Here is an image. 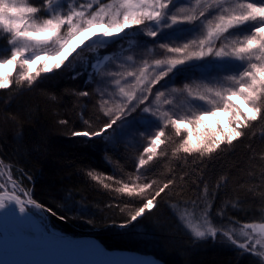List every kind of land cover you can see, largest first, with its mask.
<instances>
[{
	"label": "trees",
	"instance_id": "obj_1",
	"mask_svg": "<svg viewBox=\"0 0 264 264\" xmlns=\"http://www.w3.org/2000/svg\"><path fill=\"white\" fill-rule=\"evenodd\" d=\"M66 1L79 7L92 3L91 9L82 7L90 11L101 2H111ZM28 2L37 7L46 0ZM207 2L210 0H201L197 5L196 0H177L173 10L181 14L179 8H183L185 13L198 15ZM238 3L245 2L226 0L224 6ZM208 13L209 19L216 15L215 5ZM231 31L240 33L242 39L248 29L245 25ZM131 32L139 35L96 49L99 56L110 57L101 70L119 72L116 79L126 90L143 87L135 76L126 77L128 71L140 76V68H144L143 79L147 82L159 73L153 59L180 58V54L167 53L158 43L153 44V38L137 30ZM6 37L0 36V57L9 52ZM200 38L199 34L187 33L181 36L179 44L171 46H182L186 39L198 42ZM224 43L231 46L230 39ZM216 46L219 48V42ZM193 50H197L196 45L190 46L188 54ZM93 51L86 50L82 55L89 56ZM75 71L80 73L76 79L72 78V70L63 68L43 75L31 87L26 82L11 80L9 88L0 89V164L11 170L10 177L22 191L50 210L46 213L52 228L73 237L92 236L111 250L152 255L166 264H262L219 234L215 242L212 237H194L181 222L179 213H210L207 216L216 229L222 225L264 222V100L259 102L262 112L257 120L241 125L242 135L230 144L224 141L213 153H183L179 149L183 131L177 134L170 118L187 121L201 114V110L210 111L223 102L215 95V91H222L220 85L211 82L205 72L209 71L211 76L219 74L222 79L224 69L219 64L203 62L152 85L150 99L157 91H164L165 96L154 101L159 121L151 126L136 125L135 131L125 132L115 141L109 140L111 132L103 139L73 137V131L97 130L102 126L106 117L98 102L101 90L108 91L100 83L99 75L90 80L89 73L94 69ZM110 88L115 90V84ZM85 91L88 96L80 95ZM202 95L205 101L199 100ZM160 130L164 131L162 143L152 160L138 168L141 158L147 160L141 151L140 136ZM89 171L97 179H92ZM146 180L152 186L145 190V199L155 195L169 180L172 184L157 197L154 209L138 222L121 227L141 197H129L117 189L127 183L138 191Z\"/></svg>",
	"mask_w": 264,
	"mask_h": 264
},
{
	"label": "snow or ice",
	"instance_id": "obj_2",
	"mask_svg": "<svg viewBox=\"0 0 264 264\" xmlns=\"http://www.w3.org/2000/svg\"><path fill=\"white\" fill-rule=\"evenodd\" d=\"M176 2L177 0H111L107 4L101 2L98 8L91 11H77L69 6L70 10L63 12L58 10L62 9L61 0H46L43 10L48 15L41 18L37 15L41 9L36 6L17 3V0H0V27L4 33L8 34L6 39L7 45L10 46L8 49L10 56L0 61V67L15 68L18 65L23 69L19 80L31 87L39 78H42V75L51 74L72 65L73 61L81 57V53L86 50L107 48L109 42L118 44L127 38L130 30H137L140 34L153 38L152 43H158L160 49L166 50L167 53L180 54V58L153 59V65L159 73L147 82L143 79L144 68H140V76L128 71L126 77L135 76L138 84L143 86L132 90H126L120 86L121 80L116 79L120 76L119 72L101 70L103 62L110 58L108 55H105L103 60L91 64V68L95 71L89 73L90 80L99 75L100 83L108 89V91L101 90L98 102L102 115L106 119L97 130L73 131L71 135L103 139L111 132L109 140L115 141L125 132L135 131L136 125L151 126L159 121L158 106L154 107V101H160L165 96L164 91H157L150 99L152 85L166 77L170 79L183 71L185 67L210 62L219 64L224 69L223 80L219 74L210 75L209 80L220 85L221 89L228 93L225 98L221 95V91H215V95L224 100L223 110L230 113L228 127L221 130L218 122L214 129L211 126L205 127L203 121L208 116L217 114L216 111L207 110H201L200 115L187 121L170 118L169 122L174 126L177 134H180L182 130L186 132L179 145L183 153H213L224 141L230 144L240 137L242 135L241 125L247 126V122L257 120L262 112L258 105L261 100H264V0H260L259 3H238L234 6H224L226 0H210L198 15L195 12L185 13L183 8H179L181 14H177L173 10ZM200 3L201 0H196L197 5ZM214 5L216 15L209 19L208 16L211 13H208V9L213 8ZM88 8L91 9L92 5H88ZM30 20L31 23H29ZM247 24H251L252 27L250 32L242 34V39L239 38L240 33L231 31ZM184 25L188 27L185 28ZM142 27L149 30L141 32ZM93 29H100V31H93ZM187 33L193 36L199 34L202 38L198 42L196 39H186L182 46H171L179 44L181 36ZM229 39L231 47L224 43ZM73 41H78V43H73ZM20 42H23L22 46H18ZM217 42H219V48L216 46ZM191 45H196L197 50L188 54ZM49 49H54V51H49ZM26 51L32 52V55L25 57ZM41 52H43L42 55ZM253 59L257 62H252ZM244 61H248L247 66H243ZM238 62L239 71L230 74L228 69ZM79 74L73 66L72 78L76 79ZM10 76V71L0 73V89L9 88ZM224 81H231L232 84L226 86ZM112 83L116 86L115 90L110 88ZM80 95L88 96L89 93L85 91ZM193 99L196 98L193 97ZM205 99L203 95L199 97L200 101H205ZM234 99L241 101L239 107L232 103ZM110 103L111 106H109ZM164 103L168 101L165 99ZM193 107L197 106L193 105ZM234 123L237 127H232ZM200 128H203L202 132L199 131ZM163 136V130L155 132L151 139V147L144 149L148 158L147 160L141 158L137 165L138 168L152 160L162 143ZM88 175L94 180L97 179L91 171ZM170 184H172L171 180L160 187L155 195L146 199L143 194L152 186L147 180L138 191L127 183L118 188V192L125 193L129 197L134 194L141 197L135 211L120 226L128 227L138 222L146 212L154 209L157 197L161 196ZM7 201L6 203L4 195H0V212H7L10 208H14L21 216H24L32 210L31 206H34L37 211H50L33 199L25 203L19 195H10ZM246 227L252 228L253 232L257 231L256 225L250 224ZM259 232L264 233V224L259 225ZM194 235L196 238L211 236L215 242L217 232L209 227L207 232L194 230ZM244 235L247 236L248 233ZM228 239L232 245H237V241L230 235ZM259 243L260 241L257 240L256 244ZM256 244L251 245L252 250H255ZM238 248L245 252L249 251L244 243H240Z\"/></svg>",
	"mask_w": 264,
	"mask_h": 264
},
{
	"label": "rangeland",
	"instance_id": "obj_3",
	"mask_svg": "<svg viewBox=\"0 0 264 264\" xmlns=\"http://www.w3.org/2000/svg\"><path fill=\"white\" fill-rule=\"evenodd\" d=\"M241 1L245 2V3H248V2L259 3L260 2V0H241ZM17 3L27 4L28 6H34L31 3H29L28 0H17ZM44 4L45 3H42V5H41L39 3V5H37V7L39 9H41V11H39L37 15L41 18H45L48 15V13L43 10ZM61 4H62V9H58V10H61L63 12L69 11L70 10L69 6H71L72 8H75L77 11H79V10H83V9L88 8V5H93L92 3H88L87 5L84 4V5L79 7V6H76L74 3H71V2L68 3L66 0H64V3H61ZM82 7H86V8H82ZM86 11H90V10H86ZM31 22L32 21L30 20L29 23H31ZM251 27H252L251 24H247L248 31L246 33L250 32ZM141 29H143V27ZM145 29L147 31L149 30L148 28H145ZM3 35H8V34L4 33L2 27H0V36H3ZM138 35H139L138 33L131 32V30H130L128 32L127 38L128 37L134 38ZM76 43H78V41H76ZM22 44H23V42H20V44L18 46H22ZM109 44H111V42H109ZM228 47H231V46H228ZM49 51H54V49H49ZM40 54L42 55L43 52H41ZM24 55H25V57H30L32 55V52L26 51ZM9 56H10V51L8 52V55L6 57H0V61L7 59ZM101 58H103V57L99 56V53H97L96 50H94L93 53L89 56L85 55V54L82 55V53H81V57H78L76 61H73L72 65H69L68 67H65V68L72 70L73 66H75V70L87 68L89 70L88 72H90L91 70H93L91 68V64L96 63ZM252 62H255V60L253 59ZM247 63H248V61H244L243 66H247ZM229 69L234 70V72H238L240 69L239 62L237 64L230 66ZM9 71L11 72L10 81L11 80H19L20 73L23 71V69H21L18 65L15 68L0 67V73L9 72ZM205 75L208 76V79H209L210 72L209 71L205 72ZM222 80H223V78H222ZM224 84L226 86H228V85H231L232 82L231 81H224ZM235 87H238V85H235ZM220 90H222V89L220 88ZM222 91H221V95L226 98L228 93L226 92L224 94V93H222ZM232 103H234L237 107H239L241 104V101L239 99H234L232 101ZM216 105L217 106H215L214 108H210V111H216V113H217L216 116H208L207 119L205 121H203V125L205 127L211 126L214 129L217 125V122H218L219 127L221 128V130H223L224 128L228 127L230 113L223 110L225 107L224 100L221 104H216ZM250 114L251 113H249V115ZM196 115H200V114H196ZM235 125H237V124H235ZM199 131L202 132L203 128H200ZM154 135L155 134H151V135L142 134L140 136V140H141L140 147H142L141 151H142V154L144 156H146V158H148V154L144 152V149L151 147V139L154 137ZM182 135L184 138V136L186 135V132L183 131ZM10 171L11 170H9L8 168H5L4 166H2L0 164V193L8 192V193H11L14 195H19L22 201H27V200L31 199L29 194H27L25 191H22L17 186L16 180H14L12 177H10V175H9V174H11ZM7 202L8 201L6 199V203ZM31 208H32V210L29 212L36 218V220L38 221V223L40 224V226L42 227V229L44 231L49 232V227H50V229L52 231H54L55 233H58L50 225L49 219L47 217V213H45L44 211H37L34 208V206H31ZM15 211L16 210L14 208H10L7 212H0V214H6V213L15 212ZM179 218H180L181 222L183 223V225L185 226V228L194 237H195L194 230H201V231L207 232V229L209 227H212L214 230H216L217 234L221 235L229 243H231V241L228 239V235H230L233 239H235L237 241V245H234L235 247L238 248V245L240 243H244L249 248V251H247V253L252 254L253 256L258 258L262 262V264H264V236L260 232H257V231L253 232L252 229H248L244 225H238V224L237 225L230 224V225H227L225 227H224V225H222V227L220 229L219 228L216 229L213 226V224L211 223V221L209 220L208 216L202 212L198 213V214H194L193 212H188V211L183 210L182 212L179 213ZM244 233H248V235L246 236V235H244ZM2 234H3V232L0 230V236H2ZM9 235L13 236L14 234H13V232L10 231ZM206 237H211V236L206 235ZM257 240L260 241L259 244H256ZM253 244H256L255 250L251 249V245H253ZM116 251L128 252V253H131L132 255H134V257H140V255L137 253H132V252L123 251V250H116ZM242 251H244V250H242ZM66 254H70V253H66ZM92 254H97V253H92Z\"/></svg>",
	"mask_w": 264,
	"mask_h": 264
},
{
	"label": "bare ground",
	"instance_id": "obj_4",
	"mask_svg": "<svg viewBox=\"0 0 264 264\" xmlns=\"http://www.w3.org/2000/svg\"><path fill=\"white\" fill-rule=\"evenodd\" d=\"M93 31H100V29H93ZM76 43V41H73ZM6 199L8 195H5ZM25 203L27 201H24ZM42 228V227H41ZM0 230L3 232L2 239H0V250L6 251L10 247L5 243L8 241L15 246L23 248H36L37 241L41 236L36 225L29 220L20 217H13L8 219L0 218ZM13 232V236L9 232ZM45 241L59 242L60 239L51 231L46 232L44 236ZM121 264H160L149 256L134 257L131 253L117 251L113 256ZM4 264H25L22 260H11ZM37 264H114L108 254L104 253H70L57 252L52 258H40Z\"/></svg>",
	"mask_w": 264,
	"mask_h": 264
},
{
	"label": "water",
	"instance_id": "obj_5",
	"mask_svg": "<svg viewBox=\"0 0 264 264\" xmlns=\"http://www.w3.org/2000/svg\"><path fill=\"white\" fill-rule=\"evenodd\" d=\"M103 60V59H101ZM0 195H14L8 192H2ZM46 213V212H45ZM13 217H20L25 218L29 220L32 224L36 225V227L39 229L41 236L37 241V247L36 248H23L19 246H15L14 244L5 241V243L10 247L9 250L3 251L0 250V264H4L5 262L11 261V260H22L25 262V264H37L38 260L40 258H52L54 254L57 252H63V253H79V252H87V253H104L108 254L110 256V259L114 264H121L117 259H115L113 256L114 252H117L116 250H111L107 248L99 239L92 237V236H79V237H73L68 236L65 234L55 233L52 231L49 227V232L51 231L60 239L59 242H50L45 241L44 236L46 235V231H44L36 218L28 212L26 215L21 216L18 211L6 213V214H0L1 219H8ZM256 225L257 226V232H259V225L264 224L263 223H248L246 225ZM248 229H252L250 227H246ZM264 236V233H261ZM0 239L2 237L0 236ZM140 256H149L153 260L157 261L160 264H166L163 260L153 257L152 255H140Z\"/></svg>",
	"mask_w": 264,
	"mask_h": 264
}]
</instances>
